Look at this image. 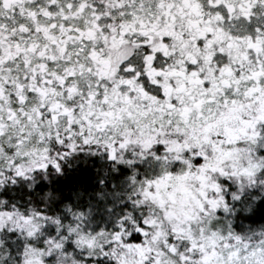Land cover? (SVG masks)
Listing matches in <instances>:
<instances>
[{
	"label": "snow or ice",
	"instance_id": "6c2138e0",
	"mask_svg": "<svg viewBox=\"0 0 264 264\" xmlns=\"http://www.w3.org/2000/svg\"><path fill=\"white\" fill-rule=\"evenodd\" d=\"M0 264H264V0H0Z\"/></svg>",
	"mask_w": 264,
	"mask_h": 264
}]
</instances>
